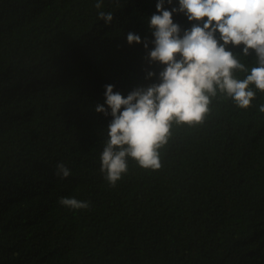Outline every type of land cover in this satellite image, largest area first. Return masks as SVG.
I'll return each mask as SVG.
<instances>
[{
	"label": "trees",
	"instance_id": "trees-1",
	"mask_svg": "<svg viewBox=\"0 0 264 264\" xmlns=\"http://www.w3.org/2000/svg\"><path fill=\"white\" fill-rule=\"evenodd\" d=\"M157 2L104 0L106 24L96 0H0V264H264V93L247 110L218 95L202 125L174 123L159 171L129 158L111 187L100 170L105 86L127 97L159 82ZM173 21L181 35L195 23ZM242 48L228 50L250 69Z\"/></svg>",
	"mask_w": 264,
	"mask_h": 264
},
{
	"label": "clouds",
	"instance_id": "clouds-1",
	"mask_svg": "<svg viewBox=\"0 0 264 264\" xmlns=\"http://www.w3.org/2000/svg\"><path fill=\"white\" fill-rule=\"evenodd\" d=\"M172 2L167 0L169 5ZM178 3V8L169 11L164 7L165 0H158L156 14L149 20L154 47L148 59L164 66L159 82L137 87L127 97L114 92L113 85H106L107 108L103 105L95 108L97 113L112 117L100 169L111 187L128 173L129 158L141 169L161 170V150L171 138L172 125H202L218 95L247 110L256 91L264 93V0H178ZM103 6L104 0H96L99 18L111 24L113 14L101 10ZM174 13H182L188 21L195 22L183 35L173 21ZM127 42L140 44L141 38L128 33ZM230 45H243L242 56L246 58L255 53V66L246 67L241 55L228 50ZM144 47L148 48L147 42ZM237 73H245L244 78ZM154 75L149 72L147 78ZM259 111L264 113V105ZM56 175L67 178L71 173L61 163ZM59 203L73 210L90 207L89 202L75 198H61Z\"/></svg>",
	"mask_w": 264,
	"mask_h": 264
}]
</instances>
